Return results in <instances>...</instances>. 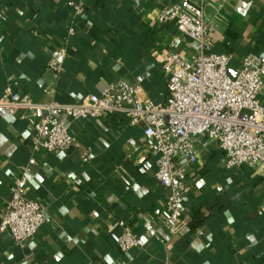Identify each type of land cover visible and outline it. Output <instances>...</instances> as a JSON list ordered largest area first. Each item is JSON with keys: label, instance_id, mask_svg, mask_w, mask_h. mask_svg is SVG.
Listing matches in <instances>:
<instances>
[{"label": "crops", "instance_id": "0c3cea01", "mask_svg": "<svg viewBox=\"0 0 264 264\" xmlns=\"http://www.w3.org/2000/svg\"><path fill=\"white\" fill-rule=\"evenodd\" d=\"M178 1L0 0V97L11 86L37 102L74 103L126 79L140 98L163 103L168 53L191 59L197 50L173 22L156 21ZM191 1L205 3L212 49L229 57L231 72L264 55V0ZM62 121L82 148L36 150L33 117L0 116V214L26 167L27 194L45 209L27 242L0 232V264H264V162L230 168L216 142H203L184 175L185 224L168 237L167 194L142 127L122 115ZM119 221L138 232L139 247L120 251Z\"/></svg>", "mask_w": 264, "mask_h": 264}, {"label": "built area", "instance_id": "2783aa9c", "mask_svg": "<svg viewBox=\"0 0 264 264\" xmlns=\"http://www.w3.org/2000/svg\"><path fill=\"white\" fill-rule=\"evenodd\" d=\"M156 21L173 22L197 49L191 59L176 51L168 53L170 73L163 103L150 97L140 98L138 87L126 79L113 83L101 95L89 94L74 103L37 102L7 86L0 97V116L33 117L34 148L46 152L83 147L70 125L62 121L63 116L78 121L122 115L131 126H141L157 154L156 177L167 194L164 224L167 236L172 237L185 224L184 175L198 159L203 142H216L230 168L264 162V55L245 56L236 76H231L229 57L212 49L204 2L171 3L160 10ZM49 66L58 73L63 70L54 59ZM130 143L137 147L134 139ZM87 153L85 150L84 155ZM30 163H35V159L31 158ZM28 172V167L17 172L10 198L0 214V232H10L19 244L32 239L45 221L43 204L27 194ZM118 227L121 232L117 242L122 253L140 246V236L131 225L119 221ZM156 238L163 244L168 242L167 237Z\"/></svg>", "mask_w": 264, "mask_h": 264}, {"label": "rangeland", "instance_id": "374dc122", "mask_svg": "<svg viewBox=\"0 0 264 264\" xmlns=\"http://www.w3.org/2000/svg\"><path fill=\"white\" fill-rule=\"evenodd\" d=\"M229 73H230V75L233 76V77L236 76V73H233V72L231 73L230 68H229Z\"/></svg>", "mask_w": 264, "mask_h": 264}, {"label": "water", "instance_id": "95a60500", "mask_svg": "<svg viewBox=\"0 0 264 264\" xmlns=\"http://www.w3.org/2000/svg\"><path fill=\"white\" fill-rule=\"evenodd\" d=\"M232 73V72H231Z\"/></svg>", "mask_w": 264, "mask_h": 264}]
</instances>
